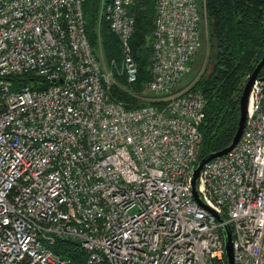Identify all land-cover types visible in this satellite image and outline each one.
<instances>
[{"label":"built area","instance_id":"1","mask_svg":"<svg viewBox=\"0 0 264 264\" xmlns=\"http://www.w3.org/2000/svg\"><path fill=\"white\" fill-rule=\"evenodd\" d=\"M85 0H0V264H75L55 254L75 241L84 264H264V80L254 81L235 146L198 161L204 99L180 87L202 34L203 0H155L151 98L126 108L115 76L137 80L134 0H102L118 63L85 32ZM30 74L33 85L12 76ZM216 215L221 221L216 219Z\"/></svg>","mask_w":264,"mask_h":264},{"label":"trees","instance_id":"2","mask_svg":"<svg viewBox=\"0 0 264 264\" xmlns=\"http://www.w3.org/2000/svg\"><path fill=\"white\" fill-rule=\"evenodd\" d=\"M154 4L155 0H134L130 9L135 19L130 45L138 68L137 80L127 84L118 77V82L108 87L110 98L120 101L126 108L145 104L140 97H152L150 92L144 95L141 90H145L149 80ZM203 6L207 24V33L202 35L203 50L206 49L209 56L210 69L208 73H200L190 87L200 92L204 99V118L199 126L202 142L197 161L230 143L238 121L242 87L264 50V0H203ZM99 8L100 0H85L82 4L88 42L95 52L99 39L106 63L111 60L118 63V39L103 17L99 21ZM258 77H264V65ZM10 80L16 86L33 85L34 78L27 74L12 76ZM50 249L75 264L85 263V252L75 241L56 239Z\"/></svg>","mask_w":264,"mask_h":264},{"label":"water","instance_id":"3","mask_svg":"<svg viewBox=\"0 0 264 264\" xmlns=\"http://www.w3.org/2000/svg\"><path fill=\"white\" fill-rule=\"evenodd\" d=\"M263 65H264V50H263V53H262L258 63L255 65L254 69L252 70L250 75L247 77V79H246V81L242 87V90H241V93L239 96V101H238V113H239L238 121H237L235 133H234L230 143L221 150L207 153L205 156H203L198 161L196 167L193 170V174H192L191 179H190L191 193H192V196L195 199V201L203 207H205V205L200 201V199L197 195L196 189H195L196 179L199 175V172H200L202 166L205 163H207L208 161L212 160L215 157H219V156L226 154L238 142V140L241 136V133L244 129V126H245L246 114H247L248 102H249V94L251 91V87H252L255 80H257V79L264 80V77H262V78L258 77V72ZM216 219L218 221H221V218L218 215H216ZM221 234H222V238H223L224 255H225L226 264H234V255H233V249H232V243H231V230H230L229 226H227V225L222 226L221 227Z\"/></svg>","mask_w":264,"mask_h":264},{"label":"rangeland","instance_id":"4","mask_svg":"<svg viewBox=\"0 0 264 264\" xmlns=\"http://www.w3.org/2000/svg\"><path fill=\"white\" fill-rule=\"evenodd\" d=\"M198 1H201V0H198ZM100 2L102 3V0H100ZM99 21L101 22V18H100ZM202 35H204V34H202ZM202 35H201L200 40H199V45H198L197 51H196V53L194 55V58H193V60L191 62L190 71L188 72V74L182 80V82L180 84L181 85L180 87H185L187 85L193 84V82H195V80L198 78L200 73H202V72L208 73L209 72V69H210V66H209L210 63H209V59H208L209 56L207 54L206 49L203 50V41H204V36L205 35L204 36H202ZM97 43H98V45H97L96 51L101 48L99 39H98ZM102 55L103 54L101 52V58H102L103 62L105 63V65L108 64V63H106V61H105V59L103 58ZM118 77L119 76H115L114 77V79H113L114 83L118 82V79H116ZM126 87H128V86H126ZM141 91H142V93L144 95L150 94L147 87H145V90L142 89Z\"/></svg>","mask_w":264,"mask_h":264}]
</instances>
